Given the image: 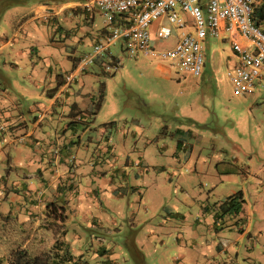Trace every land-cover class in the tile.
I'll return each instance as SVG.
<instances>
[{"label": "rangeland", "instance_id": "374dc122", "mask_svg": "<svg viewBox=\"0 0 264 264\" xmlns=\"http://www.w3.org/2000/svg\"><path fill=\"white\" fill-rule=\"evenodd\" d=\"M35 3L0 0V91L16 97L21 107L46 100L48 64L57 72L70 71L73 60L91 50L88 39L78 41L86 28L80 17H75L72 27L71 22L59 19L39 22L38 30L29 23L22 30H34V34L20 32L3 45L2 40L20 29L22 17L31 13ZM255 14L260 19L264 9ZM184 18L186 27L173 24L176 33L190 30L191 17L186 14ZM161 20H154L153 30ZM57 23L63 28L58 29ZM101 27L97 14L89 31L93 34ZM175 41V35L163 40L154 37L159 49L171 47ZM202 46L205 64L199 77H183L168 61L154 55L129 56L116 43L110 47L111 55L119 61L116 68L104 71V65L111 62L104 54L72 82H80L78 89L83 95L79 99L89 104L90 96L96 101L103 91L101 106L92 118L94 128L83 143H88L89 136L101 142L107 137L120 162L132 161L128 180L122 181L120 209H112L113 203L105 201L108 209L102 225H94L82 235L85 249L92 248L90 241L102 242L110 264H264V236L257 239L254 231L260 222L258 214L250 216V235L237 241L240 221L226 223L229 215L235 216L227 211L226 197L236 190H242L254 208L260 207L264 86L239 94L228 76L234 61L229 43L208 38ZM137 161L145 169L140 175L132 165ZM138 177H142L140 185ZM139 197H143L142 203ZM8 203L0 201V209ZM212 205L216 208L209 211ZM11 211L0 216L2 264H7L8 255L18 248L35 256L40 244L45 247L51 239L49 232L33 226L19 229ZM214 221L216 227L211 226ZM77 226L75 220L66 222V240L73 241L81 234ZM105 261L96 255L93 259L86 256L84 262Z\"/></svg>", "mask_w": 264, "mask_h": 264}, {"label": "crops", "instance_id": "0c3cea01", "mask_svg": "<svg viewBox=\"0 0 264 264\" xmlns=\"http://www.w3.org/2000/svg\"><path fill=\"white\" fill-rule=\"evenodd\" d=\"M36 1L31 13L22 17L20 29L15 30L11 38L2 40L3 45L20 32L34 34V30H22L29 23H33L38 30L39 22L49 23L59 19L71 22L72 27L75 17H80L86 27L84 37H79L78 41L85 42L88 39V44L92 46L104 35L102 27L93 34L89 31L97 14L83 7L85 0ZM263 9L264 1L256 5L255 13L262 12ZM256 20L263 21L264 16ZM56 27L63 28L59 23ZM63 30L66 35L68 30ZM1 39L3 37L0 36ZM76 62L77 59H74L70 71ZM160 67L164 70L168 68L163 65ZM70 71L57 72L48 64L44 79L46 100L35 101L28 107H21L16 97L5 90L0 91V201H9L8 205L1 206L0 216L6 211L11 214L13 209L19 229L33 226L35 230L49 232L51 239L45 247L40 244L41 249H36L38 254L49 249L54 242L52 228L55 222L45 216L46 212L50 208L61 210L65 217L64 230L69 219L75 220L81 230V234H77L73 241L66 240L64 234L63 238L69 245L70 252L79 256L83 263H86V256L93 259L100 255L103 260H107L104 264H110L102 242L90 241L92 248L85 249L82 235L86 229L102 225L109 203H113L112 209H120V201L124 196L122 181L128 180V167L132 161L127 158L120 162L107 137L105 142H101L89 136L88 143H83L84 136L94 128L92 118L96 113L93 114L90 107L94 106L95 98L94 95L89 97L90 104L85 99H79L82 94L78 89L80 82L72 83L77 79L63 85L64 76ZM39 112L45 113L41 120L36 119ZM108 124L110 126L112 122ZM132 165L139 175L145 170L139 161ZM229 173L232 172L226 171V174ZM136 181L140 185L142 177H138ZM238 191L241 196L240 207L234 213L235 216H228L226 223L231 224L235 219L233 223L236 225V221H240L241 227L237 229L238 234L235 237L236 241L240 240L250 235V216L256 212L260 222L254 227V231L259 239L264 236V181L261 182L258 208L253 207L242 190H236L226 198ZM139 199L142 203L143 197ZM215 208L212 205L208 210ZM211 226L216 227V221ZM261 246L264 255V242Z\"/></svg>", "mask_w": 264, "mask_h": 264}, {"label": "built area", "instance_id": "2783aa9c", "mask_svg": "<svg viewBox=\"0 0 264 264\" xmlns=\"http://www.w3.org/2000/svg\"><path fill=\"white\" fill-rule=\"evenodd\" d=\"M264 0H85L83 7L98 14L103 22L101 39L65 74L63 85L72 82L99 57L110 61L105 71L116 68L118 58L110 47L120 43L129 56L154 55L168 61L183 77H199L204 72L202 43L208 38L227 41L234 61L229 79L239 94H250L264 86V20L257 21L255 7ZM191 17L190 30L176 33L173 24L186 27L184 15ZM162 18L153 30L154 20ZM164 19L166 23L164 22ZM175 35L171 47L159 49L154 37ZM45 113L39 112L37 120Z\"/></svg>", "mask_w": 264, "mask_h": 264}, {"label": "trees", "instance_id": "16d2710c", "mask_svg": "<svg viewBox=\"0 0 264 264\" xmlns=\"http://www.w3.org/2000/svg\"><path fill=\"white\" fill-rule=\"evenodd\" d=\"M113 56V55H112ZM115 57V56H114ZM99 62V58L96 60ZM95 61V62H96ZM105 71V70H104ZM108 72V71H107ZM103 99V91L100 90L98 99L94 102L95 110L93 114L99 110ZM240 191L232 194L226 199L228 210L232 212H237L240 207ZM46 217L55 222L53 233H54V242L52 246L44 251L39 252L35 256H29L27 251L22 248L12 251L8 255L7 264H85L81 263L79 256H74L70 250L69 245L63 239L65 230L63 227L64 215L61 210L56 208H51L46 212ZM58 225V227L56 226ZM0 264H2L0 260Z\"/></svg>", "mask_w": 264, "mask_h": 264}]
</instances>
